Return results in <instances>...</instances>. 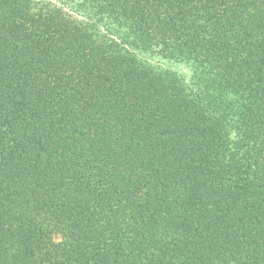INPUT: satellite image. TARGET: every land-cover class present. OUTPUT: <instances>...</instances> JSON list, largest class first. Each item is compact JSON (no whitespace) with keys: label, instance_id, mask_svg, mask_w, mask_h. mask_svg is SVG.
Wrapping results in <instances>:
<instances>
[{"label":"trees","instance_id":"1","mask_svg":"<svg viewBox=\"0 0 264 264\" xmlns=\"http://www.w3.org/2000/svg\"><path fill=\"white\" fill-rule=\"evenodd\" d=\"M58 3L0 0V264H264V0Z\"/></svg>","mask_w":264,"mask_h":264},{"label":"rangeland","instance_id":"2","mask_svg":"<svg viewBox=\"0 0 264 264\" xmlns=\"http://www.w3.org/2000/svg\"><path fill=\"white\" fill-rule=\"evenodd\" d=\"M43 1H47L57 7H62L59 3L58 0H43ZM65 12H67L68 14L74 16V17H78L77 15L71 13L70 11L64 9ZM139 58H141L143 61H145L148 65L159 69V70H171V71H175L181 75H183L184 77H189L191 74V70L190 68L182 63H176L173 61H169V60H164L162 58H158V57H152L149 55H144V54H138Z\"/></svg>","mask_w":264,"mask_h":264}]
</instances>
